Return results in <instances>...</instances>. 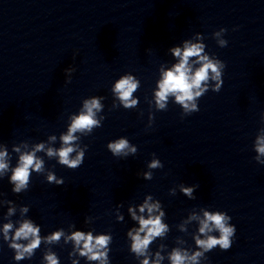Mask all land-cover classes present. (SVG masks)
Masks as SVG:
<instances>
[{"label":"clouds","instance_id":"9594fccd","mask_svg":"<svg viewBox=\"0 0 264 264\" xmlns=\"http://www.w3.org/2000/svg\"><path fill=\"white\" fill-rule=\"evenodd\" d=\"M226 31V29L221 28L213 33V37L217 38V44L222 48L228 44L227 40L220 38ZM198 39H202V36L198 35ZM205 48L204 43H193L186 39L183 41V47L177 46L170 49L178 62L161 73L162 78L158 81V90L154 91L155 104L158 109L166 110L169 97L174 96L175 102L182 106L183 114L190 115L199 111L197 101L209 89L213 92L220 91L225 64L215 56H210ZM67 71L71 73L74 69L69 68ZM139 86L140 81L134 75H122L115 82L112 92L125 109H131L138 104V99L133 98V93L138 90ZM101 99L102 97H93L84 100L79 114L71 117V124L68 126L66 134L60 135L59 148L46 147L45 143L41 142L37 143L31 151L21 152L20 147L14 145L12 151L19 153L18 161L14 167L11 166V156L8 149L5 147L0 150V178L8 176L13 193L20 194L28 190L33 172L37 174L45 172V161L37 153L43 152L49 159L55 158L60 165L73 170L83 164L87 145L81 149L77 143L80 137L76 134L81 133L88 136L94 128L102 126L105 117L97 116L103 109ZM261 118L264 121V114ZM56 139L55 135L49 137V140L53 142ZM107 148L116 157L126 158L129 154L135 155L137 152V148L131 146L126 138L109 142ZM254 151L256 162L264 165V159H262L264 157V127L259 129L255 137ZM148 167L150 169L162 168L163 164L160 160L153 159ZM9 172L11 173L10 176L8 175ZM143 178L151 180L152 173H144ZM47 182L56 185L64 183L63 179H57L53 172L47 173ZM182 191L186 196L192 198L193 188H183ZM151 199L152 197L149 196L139 208L140 213L147 212V218L143 215L138 216L134 209L129 208L132 219L138 221L139 224L138 228H133L127 232V236L131 238L130 252L137 257H143L140 264H161L164 257L161 256L160 251L155 253V260H150L149 246L156 238L165 236L169 231L168 225L162 222L165 212L160 211L161 205L159 203H149L148 201ZM4 204L11 205L8 207L7 216L15 215L16 208L12 201H0V205ZM20 211L23 216L29 211V208L22 206ZM157 212L158 215L154 214ZM118 219L122 220L123 217ZM230 220L231 217L226 212L204 211L203 219L200 220L199 234L206 238L201 239L200 235L195 237V246L198 250L191 254L186 249L173 248L168 256L170 264H199L200 257L205 256L217 246L222 251L229 250L236 233L235 225L231 224ZM17 223L19 226L15 229L12 222L4 223L2 228L3 241L13 250V258L17 262L30 259L42 243L49 245L59 243L61 237H64L65 243L72 242L73 244V251L69 253L70 258L79 253V256L88 262L98 261L99 264H110L111 234L94 236L91 231L77 230L71 235L65 236L64 230L59 229L50 235L41 236V228L33 220L22 219ZM213 232H218L219 235H211L210 233ZM159 247L163 249L165 246L160 245ZM42 264H60L59 257L51 249H47L44 252ZM71 264H79V261L72 260Z\"/></svg>","mask_w":264,"mask_h":264}]
</instances>
